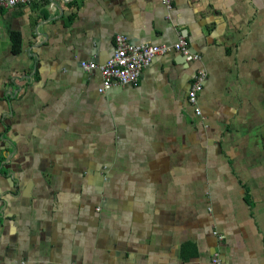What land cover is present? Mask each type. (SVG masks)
<instances>
[{"label":"crops","instance_id":"0c3cea01","mask_svg":"<svg viewBox=\"0 0 264 264\" xmlns=\"http://www.w3.org/2000/svg\"><path fill=\"white\" fill-rule=\"evenodd\" d=\"M173 46L101 93L116 37ZM202 117L188 99L200 70ZM264 264V0L0 9V264Z\"/></svg>","mask_w":264,"mask_h":264},{"label":"built area","instance_id":"2783aa9c","mask_svg":"<svg viewBox=\"0 0 264 264\" xmlns=\"http://www.w3.org/2000/svg\"><path fill=\"white\" fill-rule=\"evenodd\" d=\"M37 0H0V9L15 8L19 5L29 4ZM168 8H171V0H161ZM172 51L182 53L188 61H201L202 57L190 50V43L183 36L173 46L131 44L125 36L116 37V50L114 55L104 64L95 62H82V67L87 71L98 70L102 77L101 93H106L114 87L132 85L138 86L144 69L149 67L154 59L166 55ZM207 78L205 69L200 70L189 91V102L196 107V115L202 117L198 107V95L204 89ZM212 264H222L220 257L216 254L212 258Z\"/></svg>","mask_w":264,"mask_h":264}]
</instances>
